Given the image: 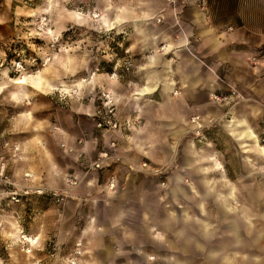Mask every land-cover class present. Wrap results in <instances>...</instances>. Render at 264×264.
<instances>
[{
  "label": "crops",
  "instance_id": "0c3cea01",
  "mask_svg": "<svg viewBox=\"0 0 264 264\" xmlns=\"http://www.w3.org/2000/svg\"><path fill=\"white\" fill-rule=\"evenodd\" d=\"M94 1L95 7H102V13L107 12L115 21V27L110 29L127 28L137 34L144 31L147 22H154L158 27V43L172 48L173 59L180 51H187L171 72L164 54L158 53L154 41H151L149 46L153 52L145 63L155 70L152 80L157 78L159 83L153 81L141 87L134 92L138 95L134 98L125 93V107L132 99L131 110L145 115L153 105L159 112L172 106L173 113L168 115L165 123L162 122V126L170 129L169 133L175 137H179L183 129L180 125L183 119L175 111L212 108L214 91L236 87L250 97V101L262 103L263 106L254 103L256 108L250 111H264V58L252 60L264 49V33L259 28L250 27V20L213 21L210 10L203 8L200 0H171L178 2L173 8L148 6L150 0ZM124 6H130L132 12H121ZM123 14L126 17L119 20L118 15L121 17ZM162 18L169 21L168 25L159 22ZM165 32L169 34L164 35ZM133 44L143 47L147 42L140 37ZM131 47L132 44L128 46ZM192 53L198 58L191 56ZM3 58L0 55V61ZM142 66L145 65L140 68H144ZM163 70L170 78L165 76L159 81L161 76L158 77L157 72ZM138 78L144 79L145 75ZM149 78L145 81L148 82ZM26 82L41 90L52 89L46 86L39 74L27 73L19 80L21 84ZM158 97L164 98L158 100ZM79 109L87 114L94 112L90 107L66 112L56 109L52 112L54 125H45L44 131L39 130L34 121L19 122L17 115L13 116L14 125L8 128V132L15 135L0 138V155H4L7 170L16 183L46 190L58 189L65 195V199L60 201L51 197L59 204L54 220L50 223L45 220L42 222L45 226L40 227L37 222L44 219L36 213V223L31 229H35L37 234L44 229L47 236L52 232L55 246L59 248L81 250L74 256L77 264H264V183L250 184L247 199L241 200V205H250V223V218L241 211V205L231 211L226 208L230 198H219L218 191L225 192V185L218 188L217 183L215 191L205 192L201 156L188 144L181 165L187 171L191 170L194 183H182L184 174L174 172L167 190L171 199L166 203L158 193L156 174L143 164L148 162L145 158L157 160L153 151L143 147L153 140L151 129L147 125L130 127L133 134L127 138L135 156L128 154L123 144L126 140L125 126L100 128L95 123L98 133L92 129L80 143ZM213 109L221 112L219 107ZM126 118L127 115H120L122 123ZM224 124L237 140L253 139L252 147L264 155L244 116L235 114ZM27 130L36 132L27 134ZM50 138L54 140L50 141ZM112 141L116 146H111ZM165 142L170 143L168 139ZM105 149L121 155V159L111 160L102 168H82ZM79 152L85 154L81 156ZM164 156L169 160L174 155L168 150ZM130 161H134L136 168H130ZM27 172L34 176L27 175ZM113 175L117 183L110 188L108 180ZM69 176H75L78 182L70 183ZM13 188L15 186H10V190ZM233 191L230 190L231 193ZM180 193H183V198L178 202L176 199L180 198ZM27 198L46 200L47 196L34 194ZM201 202L206 205L203 210ZM171 206L181 209L176 213ZM206 217L213 223L210 233H205L209 229L208 222L203 221L204 230L197 223ZM159 230L164 237H160ZM45 241H41L37 250L46 245ZM44 253L54 255L48 249Z\"/></svg>",
  "mask_w": 264,
  "mask_h": 264
},
{
  "label": "rangeland",
  "instance_id": "374dc122",
  "mask_svg": "<svg viewBox=\"0 0 264 264\" xmlns=\"http://www.w3.org/2000/svg\"><path fill=\"white\" fill-rule=\"evenodd\" d=\"M170 1L150 0L148 6L165 5L167 8H173L178 3ZM95 6L94 0H0V55L4 57L0 61V138L15 135L11 131L8 132V128L14 125L13 116L17 115L16 119L19 122L34 121L40 127L39 130L44 131L45 125L55 123L52 117L54 110L61 109L66 112L90 107L94 110L93 114H87L83 109H79L77 115L81 128L79 142L82 143L88 132L92 129L96 131L95 123L105 114L103 93L110 90L113 93L116 117L120 119V115H127L126 119H130L134 126L147 125L151 129L150 132H153V140L143 144V147L153 151V155H157V160L145 158L148 162L143 164L156 174L158 193L163 201L167 203V200L171 199L167 190L174 172L184 174L182 183L192 185L194 183L191 170L189 172L181 165L189 144V147L192 145L194 151L201 156L202 169L205 172L203 178L205 192L215 191L217 183L218 188L223 184L226 193L216 190L219 198L226 200L230 198L227 209L231 211L234 208L239 209L241 200L247 199L250 184L264 183V155L255 149V146L252 147L253 139L241 141L232 136L225 128L224 121L230 120L235 114L244 116L256 135L258 146L264 151V111L262 109L250 111L251 108H256L254 103L256 105L262 103L258 100L250 101V97L245 96L236 87L221 92L214 91L222 95L230 94L232 89H236L239 96L234 95L227 102H221L216 100L213 93L211 95L213 107L206 111H175L183 119L180 124L183 128L181 135L175 137L169 133L170 129L162 126V122L165 123L169 119L168 115L173 113L172 106H168L169 110L159 112L153 105V108L148 109L143 115L131 110L132 99L126 107L123 99L127 100L124 98L125 93L134 98L138 96L134 92L141 87L153 81L158 82L157 78L152 80L155 70L145 63L148 55L153 52L149 46L151 41L155 43V50L164 54L171 72L187 51H180L176 59H173L170 53L172 48L165 47L163 45L165 43H158V27L154 22H147L144 31L137 34L127 28L110 29L115 27V21L107 12L102 13V7ZM206 9L210 10L213 21L234 22L237 18V21L242 22L248 19L250 27L259 28L264 33V0H207ZM121 10L126 13L132 12L130 6L121 7ZM125 15L121 17L118 15V19L123 20ZM159 22L165 25L169 23L163 18ZM48 28L52 31H48ZM166 34L169 33L165 32L164 35ZM139 36L142 41L147 42L143 47L133 44L140 38ZM131 44L132 47L128 48ZM191 56L198 58L193 53ZM141 65H145L142 66L144 68H140ZM27 73L39 74L46 86L52 89L45 91L30 82L19 83V80L24 78L22 75L25 76ZM157 73L158 77L161 76L159 81L165 76L169 77L164 70ZM142 75H145V78L150 77L148 82ZM139 76L142 79H139ZM171 78L173 79L174 75ZM158 98L163 100L164 97ZM217 107L222 113L213 109ZM196 116L199 117L195 118ZM124 126L126 140L123 144L128 154L135 156L127 138L133 133L125 124ZM33 131L27 130L26 133ZM167 139L170 143L165 142ZM168 150H171L174 156L165 160L164 153ZM84 154L80 153L81 156ZM4 158L3 155L2 160L7 167ZM82 168L89 169L84 165ZM232 189L234 191L231 193ZM8 191L10 185L0 186V264H71L70 258L75 256V248L62 249L55 246L52 232L50 236H47L44 229L39 232L41 241L46 239V245L42 249H36L32 254H27L15 237L20 228L36 233L35 229L30 228L36 223V213L44 219L37 222L40 227L45 226L42 224L45 220L47 223L53 221L59 211L58 202L52 201L50 195H46V200L27 198L36 193L21 196L19 201L14 199L12 201ZM179 197L177 201L182 200L183 193H180ZM200 205L201 210L206 206L202 202ZM170 208L175 209L176 213L181 209L173 206ZM241 211L248 219L250 218L251 223L250 205L243 203ZM203 221L209 223V229L205 233H210L213 223L208 217L199 219L197 223L201 229L204 228ZM158 234L164 237L162 231L159 230ZM46 249L54 255L47 256L44 253ZM234 253L237 254V251Z\"/></svg>",
  "mask_w": 264,
  "mask_h": 264
},
{
  "label": "built area",
  "instance_id": "2783aa9c",
  "mask_svg": "<svg viewBox=\"0 0 264 264\" xmlns=\"http://www.w3.org/2000/svg\"><path fill=\"white\" fill-rule=\"evenodd\" d=\"M206 3L207 0H200V4L203 8L206 7ZM165 46V44H163ZM163 46V47H164ZM258 59L264 58V49L263 51H261L260 56L255 55L252 60L256 61ZM21 63V62H20ZM175 92V91H174ZM104 96H105V100L103 102V106H104V113L101 117V119L97 122V125L99 127L102 128H107V127H113V128H119L121 126H124V124L130 128V127H134V125L132 124L130 119H126V121L124 123H122L120 121V119L118 117H116V111H115V104L113 102V93L110 90L104 91ZM238 97L239 94L237 93L236 89H232L230 94H217L214 92V95L216 100L219 101H226L229 98H232L233 96ZM199 116H196L195 118H198ZM202 124L199 122V126H201ZM111 146H116V142L112 141L111 142ZM15 148H18L17 145H15ZM2 156L0 155V186L1 185H10V186H15V188L11 189L10 194H11V198L12 200H16L19 201L21 196H28L32 193H36V194H41V195H50L52 198H55L56 200L60 201V200H64L65 199V195L63 194V192L59 191L58 189H49L46 190L42 187H32L29 185H19L18 183H16V181L13 180L11 174L8 172L7 167H6V163L3 162V160L1 159ZM121 159V155L115 153L114 151L110 150V149H105L103 150L100 155L94 159L93 161H91L88 164L89 169L91 168H102L104 166H106L111 160L112 161H118ZM136 165L134 163H130V167L134 168ZM27 175L29 176H34L33 173L31 172H27ZM68 181L70 183H77L78 179L75 176H69L68 177ZM116 178L113 175L109 180H108V186L110 188H114L116 186ZM21 186V187H18ZM1 194V192H0ZM17 238V241L19 243V245H21L22 249L25 250V252L27 254H32L35 252L36 249H38V247L40 246L41 243V239L39 237V234L37 233H30L25 231L24 229L20 228L17 231V234L15 236ZM76 254L80 253L81 250L79 249H75L74 251ZM77 257H72L70 258V262L71 264H77Z\"/></svg>",
  "mask_w": 264,
  "mask_h": 264
},
{
  "label": "bare ground",
  "instance_id": "6f19581e",
  "mask_svg": "<svg viewBox=\"0 0 264 264\" xmlns=\"http://www.w3.org/2000/svg\"><path fill=\"white\" fill-rule=\"evenodd\" d=\"M49 29V28H48ZM48 31H52L51 29H49ZM20 66H21V64H20ZM22 77H24V75H22ZM176 93V92H175Z\"/></svg>",
  "mask_w": 264,
  "mask_h": 264
}]
</instances>
